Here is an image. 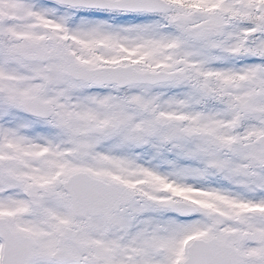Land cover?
<instances>
[{"label": "snow or ice", "instance_id": "1", "mask_svg": "<svg viewBox=\"0 0 264 264\" xmlns=\"http://www.w3.org/2000/svg\"><path fill=\"white\" fill-rule=\"evenodd\" d=\"M0 264H264V0H0Z\"/></svg>", "mask_w": 264, "mask_h": 264}]
</instances>
